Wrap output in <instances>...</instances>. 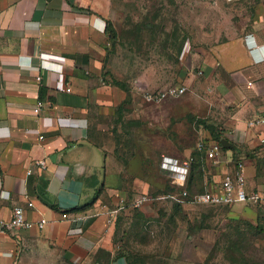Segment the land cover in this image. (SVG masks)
Segmentation results:
<instances>
[{
	"label": "crops",
	"instance_id": "obj_1",
	"mask_svg": "<svg viewBox=\"0 0 264 264\" xmlns=\"http://www.w3.org/2000/svg\"><path fill=\"white\" fill-rule=\"evenodd\" d=\"M255 4L258 15L236 25L242 33L224 55L199 60L208 85L193 94L198 119L224 102L214 125L236 127L251 157L264 153L260 129L248 126L264 117V0ZM108 14L96 0H0V219L23 207L27 221L47 222L0 235V264H128L116 255L118 216L109 213L135 184L120 181L128 160L106 121L127 99L106 75ZM247 169V189L264 195ZM71 218L81 219L76 227Z\"/></svg>",
	"mask_w": 264,
	"mask_h": 264
},
{
	"label": "rangeland",
	"instance_id": "obj_2",
	"mask_svg": "<svg viewBox=\"0 0 264 264\" xmlns=\"http://www.w3.org/2000/svg\"><path fill=\"white\" fill-rule=\"evenodd\" d=\"M256 1L96 0V6L109 11L106 75L110 84L127 96L121 116L106 118L112 122L111 130L114 124L123 159L132 162L130 166L126 162L125 173L118 176L125 186L134 181L136 198L145 194L153 198L140 209L130 206L115 214L116 251L131 260L140 264H264V214L259 207L243 203L196 205L185 197L178 208L175 199H159L172 186L183 188L174 184L173 173L162 169L164 156L182 162L193 160L196 149L204 152L205 180L200 184L206 192L222 190L224 177L234 174L232 151L221 149L210 157L200 150L201 144L214 141L205 125L197 121L193 94L196 89L205 92L208 85L199 60L210 53L223 54L226 42L239 39L242 28L236 25L247 22L251 14L258 15ZM179 86L185 87L186 93L177 98L147 99L150 94ZM205 104H199L204 111ZM212 109L213 118L200 120L219 124L227 113L224 102L213 101ZM221 128L226 138L238 145L240 155L247 143L240 141L236 127ZM245 165L248 183L263 189L264 153L248 158ZM173 194L178 199L183 196L178 191ZM98 256L100 262L103 258Z\"/></svg>",
	"mask_w": 264,
	"mask_h": 264
},
{
	"label": "built area",
	"instance_id": "obj_3",
	"mask_svg": "<svg viewBox=\"0 0 264 264\" xmlns=\"http://www.w3.org/2000/svg\"><path fill=\"white\" fill-rule=\"evenodd\" d=\"M40 78H38L39 80ZM250 83L248 85H252ZM186 93L185 87H177L170 88L166 92H158V95L150 94L147 99L150 102H159L163 100L165 97H176L184 95ZM43 106V102H38L37 110H41ZM248 126L250 128H261V133L259 137V144L261 148L264 150V117H257L256 119L248 122ZM206 143L201 144L200 150L207 151L210 157H214L217 154H220L221 147L218 143H209L210 145H205ZM162 162V169L166 170L170 173L174 174L175 183L181 185L183 188L186 186L189 175V170L191 167L192 159H188L186 161L179 162L177 159L172 157L164 156ZM45 162H39V165L45 167ZM234 175V176H233ZM227 174L222 181V190L218 191H208L205 193H201L198 195H194L189 198V201L196 204H206V205H233L236 203L248 204L250 206H257L261 209L264 214V195L259 191H249L246 187L247 180L245 174V163L243 161H239L235 166L234 174ZM187 192H183V199H178L177 196H168V199H175L178 203H184ZM153 200L148 195H140L138 198L133 201L131 206L135 209H140L143 205L150 203ZM123 204V206H121ZM29 206L32 207L33 203H29ZM125 208L124 201L121 202L120 206L117 209L109 212L111 217L115 216V214L119 213L121 210ZM63 218L67 219L68 216L63 214ZM81 219L79 218H71L70 222L72 225L76 227L78 222ZM46 220L41 219L37 223L27 221L25 217V210L23 207H16L13 211V216L10 220L0 219V235L9 234L15 229L24 228V229H33L39 228L43 229L46 225Z\"/></svg>",
	"mask_w": 264,
	"mask_h": 264
},
{
	"label": "trees",
	"instance_id": "obj_4",
	"mask_svg": "<svg viewBox=\"0 0 264 264\" xmlns=\"http://www.w3.org/2000/svg\"><path fill=\"white\" fill-rule=\"evenodd\" d=\"M197 121L200 122V125L201 124L205 125V127L207 128V130L209 131V133H210V135L212 137V140L214 142H217L220 145L222 150H224V151H232L233 152L234 159H235L234 160L235 161V166L237 165V163L239 161H243L245 163V160H247L248 158L251 157L250 155H248L250 152L247 150V146L246 145L243 147V149H244L243 152H241L240 155H239L238 149H237L238 145L236 143H234V142H230L226 138V133L224 132V130L220 126H217V125L215 126V125L209 124V122H207L206 120L198 119ZM219 129H222V130L219 131ZM223 139L228 140L233 145L234 148L223 146V144L221 142ZM203 153L204 152H201L198 149H196L195 156L192 157L194 161L192 162L191 170H190V173L188 175L186 188H184L186 190H184L183 188L177 187V186H172L169 189V191L167 190L164 193V195H162L163 197H160L159 199H165V201H168V196L174 195L173 193H175L176 191L179 192V196L180 195L182 196L183 191H186L188 193V196H187L188 200H189L190 197H192L194 195L206 192L205 190L203 191L204 186L200 184V183H203L204 180H205V178H204L205 174H203V166H204V160L202 159ZM244 153H246V156H245L246 158H243V154ZM164 172L168 173V171H166V170H164ZM168 187H170V186H168ZM127 193H128V195L124 199L125 200L124 201L125 209H127V208L131 209L130 206L133 203V201H135L136 197L133 196V194H134L133 191H128ZM173 203H175L176 207L179 208L178 202L173 201ZM117 257L125 258L126 261L128 262V264H140L139 262H137V260L136 261L134 259L131 260V258L127 257L123 252H118Z\"/></svg>",
	"mask_w": 264,
	"mask_h": 264
},
{
	"label": "water",
	"instance_id": "obj_5",
	"mask_svg": "<svg viewBox=\"0 0 264 264\" xmlns=\"http://www.w3.org/2000/svg\"><path fill=\"white\" fill-rule=\"evenodd\" d=\"M222 144H223V146H225V147H233V145L232 144H230V142H228V140H226V139H223L222 141Z\"/></svg>",
	"mask_w": 264,
	"mask_h": 264
},
{
	"label": "clouds",
	"instance_id": "obj_6",
	"mask_svg": "<svg viewBox=\"0 0 264 264\" xmlns=\"http://www.w3.org/2000/svg\"><path fill=\"white\" fill-rule=\"evenodd\" d=\"M146 195V194H145Z\"/></svg>",
	"mask_w": 264,
	"mask_h": 264
}]
</instances>
